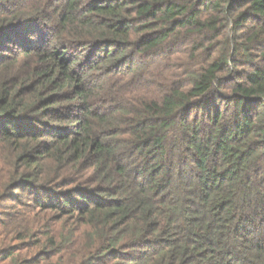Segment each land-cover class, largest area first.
<instances>
[{
	"label": "trees",
	"instance_id": "16d2710c",
	"mask_svg": "<svg viewBox=\"0 0 264 264\" xmlns=\"http://www.w3.org/2000/svg\"><path fill=\"white\" fill-rule=\"evenodd\" d=\"M0 264H264V0H0Z\"/></svg>",
	"mask_w": 264,
	"mask_h": 264
}]
</instances>
